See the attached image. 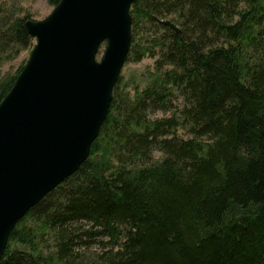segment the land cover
<instances>
[{"label": "trees", "instance_id": "obj_1", "mask_svg": "<svg viewBox=\"0 0 264 264\" xmlns=\"http://www.w3.org/2000/svg\"><path fill=\"white\" fill-rule=\"evenodd\" d=\"M130 15L126 63L153 60L143 85L119 77L88 159L0 264H264V0H135ZM26 21L0 8L2 61L32 46Z\"/></svg>", "mask_w": 264, "mask_h": 264}, {"label": "water", "instance_id": "obj_2", "mask_svg": "<svg viewBox=\"0 0 264 264\" xmlns=\"http://www.w3.org/2000/svg\"><path fill=\"white\" fill-rule=\"evenodd\" d=\"M134 2L60 0L25 22L35 45L0 103V258L18 222L89 157L129 53Z\"/></svg>", "mask_w": 264, "mask_h": 264}, {"label": "rangeland", "instance_id": "obj_3", "mask_svg": "<svg viewBox=\"0 0 264 264\" xmlns=\"http://www.w3.org/2000/svg\"><path fill=\"white\" fill-rule=\"evenodd\" d=\"M0 8L9 15H12L13 18H27V21H41L48 17L55 7L51 5L48 0H0ZM34 45L35 41L32 43L30 48L21 50L16 56L11 57L12 59L9 61H2L0 59V83L13 78L18 73V71L25 66ZM104 49L105 43L102 44L99 49L97 56L98 61L101 60ZM152 65L153 60L151 59H144L142 62L137 64L126 63L121 72L120 79L130 86L137 85L139 81L140 83L142 81L143 85V78L148 74V69H150ZM166 116L169 115L156 113L151 118L162 119V117ZM178 136L180 138H186L181 131L178 132ZM154 157L158 158L159 156L155 154ZM17 228L20 229L19 227ZM90 250L91 253L98 254V252H100L97 246L92 247Z\"/></svg>", "mask_w": 264, "mask_h": 264}]
</instances>
